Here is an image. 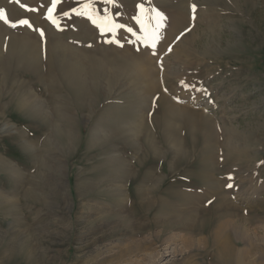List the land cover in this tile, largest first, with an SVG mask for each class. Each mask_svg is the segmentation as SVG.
Segmentation results:
<instances>
[{
    "label": "rangeland",
    "instance_id": "374dc122",
    "mask_svg": "<svg viewBox=\"0 0 264 264\" xmlns=\"http://www.w3.org/2000/svg\"><path fill=\"white\" fill-rule=\"evenodd\" d=\"M0 8V264H263L264 0Z\"/></svg>",
    "mask_w": 264,
    "mask_h": 264
},
{
    "label": "bare ground",
    "instance_id": "6f19581e",
    "mask_svg": "<svg viewBox=\"0 0 264 264\" xmlns=\"http://www.w3.org/2000/svg\"><path fill=\"white\" fill-rule=\"evenodd\" d=\"M26 44H24V46H23V48H25V49H22L21 48V50H26L27 51V53L26 52H24L27 56H30V57H36V59L35 60H37V58H39L40 56H41V53H40V50H38V49H36V48H34V47H30L31 45H28V43L27 42H25ZM39 45V44H38ZM19 53V52H18ZM17 54V53H16ZM23 54V53H22ZM21 54V56L23 57V56H25V55H22ZM18 55V54H17ZM69 55V54H68ZM34 58H33V60H34ZM32 59V58H31ZM75 59V58H74ZM10 60V59H9ZM25 60V59H24ZM26 60H28L27 58H26ZM25 60V61H26ZM40 60V59H39ZM31 61V60H30ZM78 62V61H77ZM77 65H78V63H76ZM81 64V63H80ZM32 65V64H31ZM34 65V64H33ZM35 66V65H34ZM145 68V67H144ZM74 75H76V74H74ZM75 78V77H74ZM73 78V79H74ZM77 79H79V78H77ZM76 79V80H77ZM83 88V87H82ZM85 88V87H84ZM86 89V88H85ZM84 89V90H85ZM86 93V92H85ZM87 96H89V95H87ZM89 98V97H88ZM90 99V98H89ZM174 109V111L172 112L173 114H176V113H180V112H182L181 111V109L179 110L178 108H173ZM209 118V117H208ZM169 121V120H168ZM212 122V121H211ZM67 131V130H66ZM65 136H67V135H65ZM70 136V135H69ZM73 137V136H72ZM68 139H70L71 140V137H68ZM70 142H73V140H71ZM69 144V143H68ZM70 146V145H69ZM231 224V223H230ZM218 231V230H217ZM220 231V230H219ZM222 232V231H221ZM247 232V231H246ZM219 233V232H218ZM217 233V234H218ZM223 233V232H222ZM221 233V234H222ZM220 234V233H219ZM220 234V235H221ZM247 234V233H246ZM241 235H243V232H242V234ZM250 235V234H249ZM219 237V236H218ZM232 237V236H231ZM221 238V237H220ZM242 238V237H241ZM248 238H250V236L248 237ZM257 238V237H256ZM214 239V238H213ZM215 239H217L218 240V238H217V236H215ZM247 239V238H246ZM245 238L244 239H242V241L244 240H246ZM252 240V239H251ZM256 240V239H255ZM254 240V241H255ZM216 241V240H215ZM249 241H250V239H249ZM249 241L248 240H246V242L247 243H249ZM245 242V243H246ZM251 242V241H250ZM259 242V241H258ZM216 243H217V241H216ZM215 243V244H216ZM219 255L218 254H216V255H218L219 256V260H220V262H222L223 264H254L255 263V261H252V260H250V257L252 256V254H254V250L252 249V244L251 243H249V249H240V248H242V247H240L239 249H237V248H235L234 247V245H233V243L228 239V238H225V239H223V240H220L219 242ZM255 243V242H254ZM262 244V243H261ZM260 244V245H261ZM256 251H258L260 254H259V256H262V259H264L263 257H264V249H262V247H260V245H258V243L256 242ZM264 247V246H263ZM244 248H246V247H244ZM252 249V250H251ZM218 251V250H217ZM261 258V257H260ZM259 261V260H258ZM264 261V260H263ZM262 261V262H263ZM256 264V263H255ZM258 264V263H257ZM259 264H262V263H259ZM263 264H264V262H263Z\"/></svg>",
    "mask_w": 264,
    "mask_h": 264
},
{
    "label": "snow or ice",
    "instance_id": "6c2138e0",
    "mask_svg": "<svg viewBox=\"0 0 264 264\" xmlns=\"http://www.w3.org/2000/svg\"><path fill=\"white\" fill-rule=\"evenodd\" d=\"M17 2H19V0H17ZM57 2H58V0H52V7L53 8L55 7V5H56ZM108 2H112V0H108ZM84 7H85V9H87L89 7V5L86 4V5H84ZM139 7L143 8L144 6H143V4H141ZM192 8H193V12H194L196 6L195 5H192ZM51 11H52V9H49V13H50L49 14V19H52ZM73 11H75V10H73ZM65 15H67V13H65ZM157 15L162 16L163 14L157 12ZM89 18L91 19V17H89ZM0 19H3L6 23H9L12 27H16L17 24L27 25V26L31 27V24L26 19H22V20H19V21H16V22L9 21L7 15L5 14V10L2 9V8H0ZM52 22L53 23H56V21L54 19H53ZM93 23H95V20H93ZM115 27L119 28V27H123V25H115ZM128 31L131 32L132 29L129 28ZM41 35H43V32L42 31H41ZM152 46L155 47L154 44ZM229 179H231V177H229ZM229 187H231V185H229Z\"/></svg>",
    "mask_w": 264,
    "mask_h": 264
}]
</instances>
